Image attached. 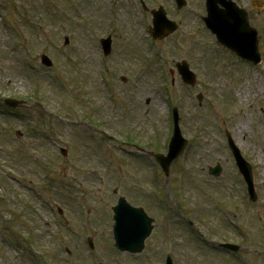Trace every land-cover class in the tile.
I'll use <instances>...</instances> for the list:
<instances>
[{"label":"rangeland","instance_id":"1","mask_svg":"<svg viewBox=\"0 0 264 264\" xmlns=\"http://www.w3.org/2000/svg\"><path fill=\"white\" fill-rule=\"evenodd\" d=\"M109 1L0 0V98L2 95L13 96L29 99L31 103L24 105L28 109L15 112H6L0 106V197L3 198L0 200V264H36L32 260L30 263L24 260L23 250L16 247L18 237L9 233H13L15 226L21 230L27 228L26 224L34 220L38 230L34 228L33 231H36L38 240V232L42 233L44 225L39 218L45 217L52 222L51 225L59 223L52 218L59 217V207L63 209L65 218L82 220L80 227L84 222L98 227V220L101 221L94 251L89 249L85 240L82 246L83 237L79 239L76 234L78 228H72L71 235L79 239L81 250L77 253L83 255H76L75 264H118L113 260L115 258L120 264H139L129 254L116 250L110 237L111 230L106 225L111 224L110 206L117 198L112 191L120 186L121 180L129 187L123 182L119 194L136 204L144 203L150 214L154 212L152 215L161 220L160 210L151 208L148 200L138 194L142 188L143 193L148 194L153 159L146 158L148 165L130 157L120 148L117 139L135 137L146 142L156 141L161 145V152H166L172 134V108L177 104L182 108L181 126L190 139V146L171 167L168 183L172 182L174 191L168 187V202L178 207V213L184 202L187 206L183 207L185 212L186 209L200 211L202 216L198 226L212 239L220 241L225 239L224 236L226 239L232 237V242L242 245V253L238 257L244 264H264V62L247 67L235 54L210 44L211 41L216 42L205 27H200L201 14H205L200 0H189L184 12L174 11V15L184 19L181 28L184 39L182 34L175 38L183 49L182 53L177 52L171 40L157 46L163 52L162 60H139V53L128 56L121 52L110 60H102L96 53L97 39L107 34L112 21H117L114 44L119 50L134 45L146 53L145 47L152 46L146 31L149 20L145 21L147 25L143 29L138 25L144 22L143 16H112L108 11ZM163 1L155 0L154 3L162 4ZM239 1L247 4V0ZM49 2L60 13L56 17L47 14L44 18ZM123 4L124 1L119 2L118 8ZM134 4L132 0L130 8ZM8 7L16 8L12 17L7 14ZM24 16L26 21L20 19ZM255 21L264 29V11ZM129 24L135 25L137 36L130 30ZM198 27L196 35L190 36ZM66 36H69L70 42L64 46ZM42 53L53 59V68L42 65ZM183 56L198 75L194 88L183 86L179 77L171 86L169 69L175 68V61ZM16 60L37 66L34 68L40 83L38 94H32L36 83L23 66L21 70L18 68L19 61ZM103 64H108L111 69L105 70ZM108 72L113 74L109 82L115 89L114 94H117L114 104H110L108 97H103L100 91L105 88L107 79L104 76H108ZM54 76L62 77L71 92L57 91ZM122 76H126L127 80L123 81ZM199 92L203 93L201 103L197 97ZM37 101L39 108L35 107ZM114 106L117 108L114 109ZM36 109L45 113L43 123ZM112 109L123 111L124 115L119 116L116 111L112 113ZM86 115L92 117V121L102 123L100 130L103 134H94L72 122L84 119ZM58 116H63V119ZM226 129L232 132L254 166L259 193L257 204L247 196L246 183L228 148ZM122 140L127 146H139L136 142ZM61 147L68 149L66 156L61 154ZM217 162L223 167L219 178L208 171ZM179 171L184 174L182 189L178 185ZM160 176L163 185L165 176ZM134 184L140 185L135 192L130 188ZM85 189L89 193L84 195L82 191ZM76 200H79L77 205H85L87 210L92 211L91 218L86 219L87 214L81 216L83 208H78ZM99 200L103 202H94ZM193 214L195 212L188 216ZM176 217L178 215L173 216ZM229 219L235 224V234L229 228ZM51 225L49 230L46 227L48 232L41 234L43 251L49 249L52 252L53 243L60 241V260L55 262L70 264L64 260L65 249L67 246L75 248V242L63 238L64 231ZM240 228L244 234L250 235L251 244L247 246L251 249L243 246L244 236L238 234ZM186 232L187 229L184 231V240L187 241ZM162 234H165L163 230ZM203 237L204 244L191 237L184 249L179 246L176 249L167 243L166 248H172L184 264H233L227 252L220 253L216 244ZM156 238L159 241L158 236L149 240L141 256L146 264L161 262L163 246L160 242L158 248L161 249L156 254L152 252ZM201 244L203 247L200 248Z\"/></svg>","mask_w":264,"mask_h":264},{"label":"water","instance_id":"2","mask_svg":"<svg viewBox=\"0 0 264 264\" xmlns=\"http://www.w3.org/2000/svg\"><path fill=\"white\" fill-rule=\"evenodd\" d=\"M216 2V0H214ZM210 9H211V13L214 11L215 9V5L211 4L210 5ZM225 17V16H223ZM228 20L231 21V18H227ZM208 22L210 24L211 27L214 28V30H216L222 39L221 41L226 43L227 45L231 46L233 49H237L241 54H243L244 56L250 57V58H256L259 57L258 54V48H257V43L255 42V47H252V52L250 54V51L247 48V44L248 42H245V40H239L238 37L236 35H234V28L229 25L228 23H221L220 26L218 27V24L216 21H213V16L211 15L210 19H208ZM165 16L163 12H158L157 13V25L156 28H159L158 25H161L162 27L166 26L165 24ZM246 28H249V26H247ZM233 34V35H232ZM258 61V58L257 60ZM182 72L184 75V78L189 81L194 83L195 81V76L194 74L189 70L188 64L186 62H184V66L182 67ZM178 121V118L176 119V122ZM181 135H180V131L178 129V126L176 128V134L174 137L175 141L181 140ZM183 141V140H182ZM177 143V142H176ZM173 144L172 145V151L169 154L168 157H163L160 156L159 159L162 162L164 169L166 170V172H168L169 169V165L171 163V161L177 157L183 150V146H184V141L183 142H179V146ZM230 143L231 146L233 147L234 153L236 155L237 161H238V165L241 168V171L244 172L247 176V180L248 182L251 184L252 183V176H251V169H250V165L246 162V160L242 157L240 151L236 148V146L234 145V142L230 139ZM220 171V169H219ZM139 250V249H138Z\"/></svg>","mask_w":264,"mask_h":264}]
</instances>
